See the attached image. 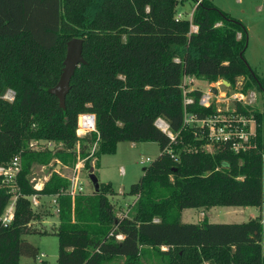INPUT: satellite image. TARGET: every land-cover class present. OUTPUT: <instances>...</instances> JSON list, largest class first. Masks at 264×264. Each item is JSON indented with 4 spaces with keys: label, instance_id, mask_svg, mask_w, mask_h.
<instances>
[{
    "label": "trees",
    "instance_id": "obj_1",
    "mask_svg": "<svg viewBox=\"0 0 264 264\" xmlns=\"http://www.w3.org/2000/svg\"><path fill=\"white\" fill-rule=\"evenodd\" d=\"M186 1L0 0V166L17 156L22 164L9 224L2 219L14 194L0 176V264L36 258L38 249L25 236L49 233L58 238L57 264L116 258L124 264L151 258L159 264H264V112L236 105L257 122L255 136L236 152L231 142H212L207 128L187 122L213 116L216 107L200 104L202 89L186 95L183 89L188 77L264 94V79L244 59L246 27L209 0H201L192 19L187 12L178 18ZM73 38L83 39L86 64L77 68L61 108L50 90ZM9 90L13 101L4 98ZM186 97L193 102L185 104ZM84 113L95 115L98 134L77 135ZM158 119L173 138L156 126ZM125 142L160 147L130 187L129 215H117L111 183L72 197L65 193L70 181L54 171L35 189L36 165L71 167L86 159L85 168L94 161L96 169L102 155ZM57 195L58 223L48 231L43 223ZM231 206L261 213L241 224L181 218L185 209Z\"/></svg>",
    "mask_w": 264,
    "mask_h": 264
},
{
    "label": "rangeland",
    "instance_id": "obj_2",
    "mask_svg": "<svg viewBox=\"0 0 264 264\" xmlns=\"http://www.w3.org/2000/svg\"><path fill=\"white\" fill-rule=\"evenodd\" d=\"M201 1V0H200ZM213 4L223 12L229 14L235 20L240 21L247 29V47L244 54L246 63L253 72H256L264 79V0H212ZM197 3L186 1L184 6L180 8V12L190 14L196 7ZM260 6H263L260 9ZM241 35L239 34V38ZM186 90L192 88H201L207 92L209 84L205 80L193 78V82L189 85L184 82ZM222 85V84H221ZM219 85V89L227 94L232 92L225 85ZM230 89V90H229ZM229 90V91H227ZM189 92V91H188ZM254 99L250 106L258 111L264 112V94L253 92ZM6 98L7 97L6 95ZM220 109L223 113L232 110L233 102L229 97L222 99L219 104L214 103V107ZM37 144V143H34ZM130 143H120L117 145L114 154H104L101 156L100 165L94 169L95 174L101 182H111L115 190V196L111 197L117 209V215L124 217L130 214V207L134 204L135 199L128 195L130 187L139 182L143 176V169L148 167L160 155V147L157 143L147 142L138 143L140 146L130 149ZM53 147V146H51ZM150 161H147V159ZM60 164V162H58ZM72 170L74 166L63 168ZM68 170L64 171V177L72 175V171L68 174ZM56 171L53 163L49 165H36L32 182L36 187L44 186L51 174ZM99 181V182H100ZM100 182V183H101ZM76 184H83L86 194H91L93 185L89 178V169H82L78 174ZM42 188V187H41ZM14 194V189L12 190ZM14 199V197H13ZM260 209L257 207H214L210 209H185L181 218L184 223L197 224L205 219L210 223L222 224H241L248 222L250 219L260 215ZM58 223L56 213L46 218L44 228L50 230L52 226ZM25 239L32 243L38 249L36 258L22 256L20 264H57L58 258V238L54 234H30ZM165 250L166 248H162ZM106 264H124L123 258H116L108 261ZM144 264H159L155 258L144 261Z\"/></svg>",
    "mask_w": 264,
    "mask_h": 264
},
{
    "label": "built area",
    "instance_id": "obj_3",
    "mask_svg": "<svg viewBox=\"0 0 264 264\" xmlns=\"http://www.w3.org/2000/svg\"><path fill=\"white\" fill-rule=\"evenodd\" d=\"M199 0L196 4V6L200 3ZM195 9V8H194ZM193 11L189 14V18L192 19L193 17ZM184 13L180 12L178 14V18H182ZM191 31L196 33L198 31V27L192 25ZM191 78H185L184 82H186L188 85L192 82H189ZM225 85L226 88H230V86L226 85L223 80H219L215 83L209 84V89L207 92L204 91V94L202 95L200 99V104L204 107H210L214 105V103L219 104L222 99H225L230 96L232 102H233V108L231 111L227 113H223L220 109H216V114L213 116L207 117L205 119H198L195 117H188L187 122L188 123H195L196 125L207 128L208 130V137L210 141L212 142H231L232 143V149L236 152H239L240 150L245 148V145L250 142V140L255 136L257 132V122L256 120L250 116V115H243L242 113L238 112V109L236 107L237 104H241L243 106H250V103H252V99H254L253 92L249 94H245L240 89H231L232 92H229V94L221 91L219 89V85ZM221 85V86H222ZM184 93L187 94L188 91L186 90L185 85H183ZM229 89V90H230ZM227 90V91H229ZM7 97L9 98H6ZM15 97V93L13 91H9L5 94L4 98L13 101ZM193 100L189 97L185 98V104L192 103ZM216 107V105H215ZM164 123L167 128L166 130H163L160 127V124ZM156 126L163 132L168 133L171 138H173L172 134L169 132V126L168 124L162 120L158 119L156 122ZM90 132H97L96 128V117L94 114L90 113H84L79 116L78 119V129H77V135L79 137H82ZM99 139V137H98ZM98 143L96 142L93 147L91 154L89 158H92L94 156V153L97 149ZM147 161H150L148 158ZM85 162L86 159L79 160L72 169V176L68 179L70 181V185L68 189L65 191L66 194L71 195L72 197L79 195V194H86L85 188L83 184H76V181H78V174L79 172L85 168ZM91 166L94 167V161L91 162ZM22 170V164H21V158L15 157L12 162L7 166H0V176L3 178V183L10 186V192L14 189V199L7 209V212L5 213L3 217L4 224H9L14 216V209H15V203L17 199V177L18 174ZM57 171V169H56ZM35 189L41 190L38 187L35 186ZM59 196L52 197V203L55 205L54 213L58 214L59 209L57 207ZM33 207H37L40 204L39 198L34 195L31 198ZM119 238H122L119 236Z\"/></svg>",
    "mask_w": 264,
    "mask_h": 264
},
{
    "label": "water",
    "instance_id": "obj_4",
    "mask_svg": "<svg viewBox=\"0 0 264 264\" xmlns=\"http://www.w3.org/2000/svg\"><path fill=\"white\" fill-rule=\"evenodd\" d=\"M82 64H86L83 57V39L73 38L67 43L64 68L60 80L58 84L50 90V93L58 98L61 108H65L66 97L70 91L71 80L75 75L77 68ZM224 83L230 86L227 81H224ZM94 169L93 166L89 169V178L94 187V191L98 192L100 189V182Z\"/></svg>",
    "mask_w": 264,
    "mask_h": 264
},
{
    "label": "crops",
    "instance_id": "obj_5",
    "mask_svg": "<svg viewBox=\"0 0 264 264\" xmlns=\"http://www.w3.org/2000/svg\"><path fill=\"white\" fill-rule=\"evenodd\" d=\"M209 1H211V2L213 3L212 0H209ZM262 7H263V6H260V9H261ZM189 82H193V78H191ZM192 89H194V88H192ZM192 89H191V90H192ZM200 89H201V88H200ZM9 91H10V90H9ZM9 91H8V92H9ZM119 144H120V143H119ZM129 145H130V146H129L130 149H135V148H138V147L140 146L138 143H130ZM100 162H101V160H100ZM56 169H57V172L60 173V175H62V174L64 175V174H65L64 171H65V170H68V169H65V167L63 168V166L61 165V163H60V164L58 163V164L56 165ZM68 171H69V172H68V174H69L70 171H72V170H68ZM63 175H62V176H63ZM71 176H72V175L70 174L69 177H71ZM63 177H64V176H63ZM66 178H68V177H66ZM99 181H100V179H99ZM100 182H101V181H100ZM102 183H103V182H102ZM108 183H111V182H108ZM43 185H44V184H43ZM41 187L43 188V186H40L39 189H42ZM93 190H94V187H93ZM255 218H256V217H255Z\"/></svg>",
    "mask_w": 264,
    "mask_h": 264
},
{
    "label": "bare ground",
    "instance_id": "obj_6",
    "mask_svg": "<svg viewBox=\"0 0 264 264\" xmlns=\"http://www.w3.org/2000/svg\"><path fill=\"white\" fill-rule=\"evenodd\" d=\"M160 127L163 129V130H166L167 126L164 124V123H161L160 124Z\"/></svg>",
    "mask_w": 264,
    "mask_h": 264
}]
</instances>
